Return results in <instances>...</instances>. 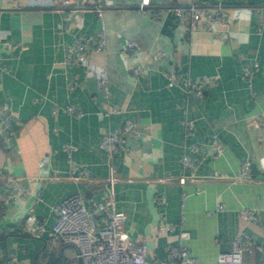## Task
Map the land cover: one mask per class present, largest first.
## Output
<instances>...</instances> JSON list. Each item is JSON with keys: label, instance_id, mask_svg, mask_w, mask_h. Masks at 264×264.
Listing matches in <instances>:
<instances>
[{"label": "crops", "instance_id": "0c3cea01", "mask_svg": "<svg viewBox=\"0 0 264 264\" xmlns=\"http://www.w3.org/2000/svg\"><path fill=\"white\" fill-rule=\"evenodd\" d=\"M196 1L221 3L230 21L214 30L203 21L190 28L173 12L190 0H150L144 10L141 0H104L106 50L89 45L87 55L91 64L108 70L111 93L105 97L94 73L67 59L68 45L100 28L87 0L72 14L74 5L59 0H0V110L8 103L21 122L8 138L0 116V264L11 255L21 264H81L69 244L8 229L30 210L51 226L56 216L51 205L72 193L104 196L108 164L101 137L128 118L137 120L140 134L127 136L115 159L120 180L114 195L115 208L127 214V236L144 238L151 258H167V246L182 242L201 264H209L231 249L243 229L256 245L244 258L264 264V13L255 11L264 0ZM126 39L139 42L136 56L123 50ZM250 60L260 67L246 78L243 67ZM137 64L140 74L133 70ZM169 67L180 76L173 86L164 74ZM203 74L215 76L216 83L202 97H187L186 78ZM67 103L84 114L54 111ZM113 106L121 112L106 115ZM185 119L193 121L187 132ZM213 134L223 154L198 155L199 179L180 184L185 146L210 142ZM68 141L77 146L73 160L89 176L73 177L63 150ZM46 157L48 171L42 173ZM246 160L253 175L240 179ZM9 177L19 178L30 193L5 204ZM242 208L255 209L257 220L245 221ZM164 222L177 225L160 232ZM182 229L188 239L179 237Z\"/></svg>", "mask_w": 264, "mask_h": 264}, {"label": "built area", "instance_id": "2783aa9c", "mask_svg": "<svg viewBox=\"0 0 264 264\" xmlns=\"http://www.w3.org/2000/svg\"><path fill=\"white\" fill-rule=\"evenodd\" d=\"M64 6H71L73 11L82 10L85 0H59ZM90 9L96 15L100 24V28L96 33L89 34L83 38H78L75 42L67 47V59L70 62L81 63L91 70L96 78V84L105 97H109L110 81L108 70L106 67H99L88 61V46L92 45L97 51H105L107 45L106 34V6L104 0H87ZM150 0H141L140 9L144 10V6L149 4ZM257 14L264 13V5L256 6ZM174 14L183 23L189 21V27L192 28L196 22L203 21L209 30H214L216 26L225 24L230 21V17L225 11L223 5L218 3L214 6L205 2H197L190 0L187 5H178L173 8ZM153 16H158L159 11L153 12ZM223 35V33H218ZM140 44L136 39H126L123 43V50L129 56H136L139 53ZM158 55H162L159 52ZM260 64L257 60L248 61L243 67V76L251 78L259 69ZM136 74L143 72L140 65L133 68ZM168 84L176 85L180 81L178 72L173 67H169L164 71ZM217 78L203 74L199 77L188 76L185 80L187 97H202L211 84H215ZM61 109L66 113L82 116L84 111L72 103L62 106H56L54 111ZM119 113L121 109L113 106L106 111V115L110 113ZM0 116L6 136L10 138L15 134V126L21 122L15 120L13 112L10 110L8 103H4L0 110ZM186 132L193 127V121L189 119L183 120ZM140 130L138 122L134 118L126 119L122 124L114 129L103 133L100 146L107 154L108 173L105 178L107 193L102 197L88 196L85 197L80 192L72 193L61 201L51 205L55 212V220L51 226L47 225L44 218L36 216L31 210L25 217V220L12 225L8 230L10 232L23 233L30 236H46L55 241H61L75 248L76 257L81 264H201L198 258L193 255L186 243L177 245H168V256L165 259L151 258L149 256V246L144 238L133 239L127 236L125 231V220L127 214L115 208L114 195L115 186L119 182L117 165L115 159L123 150L127 136H139ZM188 150L184 151L180 161L183 171L178 177L180 184L184 185L188 180H198L196 168L198 165V155L219 158L224 151V145L213 134L210 142H193L185 146ZM77 146L73 142H65L63 150L66 152L70 163V172L74 174V178L89 176L88 170L79 169L73 160V152ZM198 153V154H197ZM197 154V155H196ZM48 158H44L40 162V171L46 173L48 171ZM1 173V170H0ZM219 172H215L214 176H219ZM253 175V168L250 160H246L241 164L238 178L250 179ZM30 190L25 186L19 178L9 177L4 182L5 204L11 203L16 198L29 194ZM39 196V194H38ZM185 198V195H184ZM159 199V197H157ZM223 203L217 204V209H223ZM245 221L257 220V212L253 208H242L240 211ZM185 220L184 214L181 215L180 224ZM177 224L162 223L158 230H173ZM179 237L188 239L189 232L181 230ZM256 245L254 241L246 233L240 230L234 237L230 250L219 253L215 262L209 264H252L251 261L244 258L245 251H252ZM263 249L260 246H257ZM6 264H21L19 259L11 255ZM69 264V263H68Z\"/></svg>", "mask_w": 264, "mask_h": 264}]
</instances>
